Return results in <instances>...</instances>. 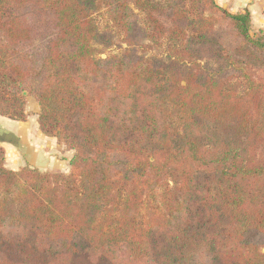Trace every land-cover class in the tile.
Returning a JSON list of instances; mask_svg holds the SVG:
<instances>
[{"label":"trees","instance_id":"obj_1","mask_svg":"<svg viewBox=\"0 0 264 264\" xmlns=\"http://www.w3.org/2000/svg\"><path fill=\"white\" fill-rule=\"evenodd\" d=\"M30 95L75 152L67 173L13 170L0 146V264H122V248L126 264H264V31L248 9L0 0V115L26 121Z\"/></svg>","mask_w":264,"mask_h":264},{"label":"rangeland","instance_id":"obj_2","mask_svg":"<svg viewBox=\"0 0 264 264\" xmlns=\"http://www.w3.org/2000/svg\"><path fill=\"white\" fill-rule=\"evenodd\" d=\"M216 1L220 5L223 4V1L231 2L230 0ZM236 8L233 6V9ZM96 18L102 29L106 28L108 22L106 15L99 13ZM258 30L257 27H253L254 32ZM262 30L264 31V29ZM108 31L117 43L109 49V52L117 53V46L119 44L125 45L122 43V39L114 33V30H111V27ZM44 45L43 39H37L26 43L21 50L34 62V58H40L45 51ZM39 110L38 102L33 95H30L27 97L26 112L28 119L26 121H12L0 115V146L4 148L6 153L5 164L10 169L14 168L13 170H18L27 164H35L34 167H38L40 170L50 169L67 173L70 170V161L75 151L69 149L58 138L47 136L41 132L38 123ZM127 252L126 248H122L121 251L117 252L122 264H126L130 259L129 257H131ZM143 262L151 264V256L145 258Z\"/></svg>","mask_w":264,"mask_h":264},{"label":"crops","instance_id":"obj_3","mask_svg":"<svg viewBox=\"0 0 264 264\" xmlns=\"http://www.w3.org/2000/svg\"><path fill=\"white\" fill-rule=\"evenodd\" d=\"M231 2H222L223 6L227 7L230 11L237 13L248 9L252 15L253 27L264 29V0H230ZM237 7L236 9H233ZM15 121V120H12ZM19 122V121H17ZM36 166L35 164H31ZM14 169V168H13ZM47 170V169H46Z\"/></svg>","mask_w":264,"mask_h":264}]
</instances>
